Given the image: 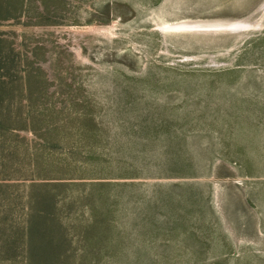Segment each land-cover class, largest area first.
<instances>
[{
    "label": "rangeland",
    "instance_id": "374dc122",
    "mask_svg": "<svg viewBox=\"0 0 264 264\" xmlns=\"http://www.w3.org/2000/svg\"><path fill=\"white\" fill-rule=\"evenodd\" d=\"M0 7V264H264V0Z\"/></svg>",
    "mask_w": 264,
    "mask_h": 264
},
{
    "label": "trees",
    "instance_id": "16d2710c",
    "mask_svg": "<svg viewBox=\"0 0 264 264\" xmlns=\"http://www.w3.org/2000/svg\"><path fill=\"white\" fill-rule=\"evenodd\" d=\"M0 17H2V16H0ZM1 68V67H0ZM3 84V81L0 79V88H4V87H2L1 85ZM30 229V228H29ZM32 230V229H31ZM34 242H33V238H32V236L30 235L29 236V238H28V240H27V247H28V251H27V253H28V255H27V259H28V261H29V263H35V264H38V263H40L41 262V260L43 259V257L45 258V259H48V257H46L47 256V254H49V252H43L42 250H44V249H42V250H37V251H35V250H33V247H34ZM44 259V260H45Z\"/></svg>",
    "mask_w": 264,
    "mask_h": 264
},
{
    "label": "crops",
    "instance_id": "0c3cea01",
    "mask_svg": "<svg viewBox=\"0 0 264 264\" xmlns=\"http://www.w3.org/2000/svg\"><path fill=\"white\" fill-rule=\"evenodd\" d=\"M2 7H0V16L2 17H8V16H11V15H14L15 13L13 11H10V9H6V10H3L1 9ZM7 89L6 88H0V106L2 104V102L6 101L7 100V96H9V91H6Z\"/></svg>",
    "mask_w": 264,
    "mask_h": 264
},
{
    "label": "bare ground",
    "instance_id": "6f19581e",
    "mask_svg": "<svg viewBox=\"0 0 264 264\" xmlns=\"http://www.w3.org/2000/svg\"><path fill=\"white\" fill-rule=\"evenodd\" d=\"M202 24V23H201ZM203 25H205V24H203ZM212 26V25H211ZM204 27H206V26H204ZM210 27V26H209Z\"/></svg>",
    "mask_w": 264,
    "mask_h": 264
}]
</instances>
